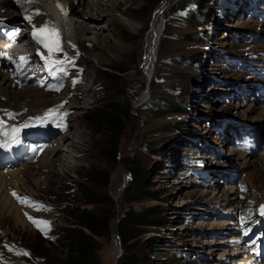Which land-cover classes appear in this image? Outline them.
Segmentation results:
<instances>
[{
	"label": "rangeland",
	"instance_id": "obj_1",
	"mask_svg": "<svg viewBox=\"0 0 264 264\" xmlns=\"http://www.w3.org/2000/svg\"><path fill=\"white\" fill-rule=\"evenodd\" d=\"M232 1L104 0L105 5H101L91 0L90 11L84 17L95 14L93 25L103 30L109 44L105 42L104 46L102 42L97 47L90 41L79 40L76 53L80 83L64 93H72L66 104L72 113L64 143L62 139L56 142L63 150L48 152L38 167H31L34 174L22 168L16 171L23 175L15 176L19 180L15 185L32 191L48 205L45 217L51 222L49 233H54L57 240L50 241L49 233L32 230L18 212V206L10 204L11 199L2 187L0 256L7 264H62L70 241L65 227H79L69 205L86 207L109 220L108 233L93 234L96 264H136L134 254L144 259L145 264H223L220 258L227 250L225 246L218 249L215 242L221 240L211 238V232L224 229L222 217L216 216L224 200L238 198L235 192L240 184L246 185L241 191L246 194L253 187L252 179L257 176L260 182L264 176L260 170L264 161L258 160L263 154L246 159L243 153L234 150L235 145L242 148L246 144V136L250 134L248 124L255 127L264 124L261 119L264 99L246 94L244 101L240 97L234 100L229 97L240 91L237 87L240 83L212 82L218 78L233 83L243 81L249 91L256 81L246 80L242 72L227 71L220 59L225 57L221 54L225 51L244 56L238 50L243 39L239 36H244L245 30L258 28L259 11L255 15L249 2L256 1L264 7V0ZM159 8L163 10L161 28L146 66L148 28ZM80 9L84 10V6ZM101 9L108 10L105 13L109 21L102 19ZM72 15L73 22H86L82 16ZM132 22L139 26L138 32L130 31L128 25ZM240 22L247 25L237 28L235 25ZM173 83L179 86L176 90L168 88ZM34 84L37 85L35 81ZM50 98L53 102L60 96L50 94ZM35 100L38 105L39 100ZM113 100L120 107L115 133L100 113L89 111L102 110ZM168 102L179 111L160 108ZM211 152L215 153L218 163L207 164L212 169L209 177L205 185L197 186L184 164L191 159L204 161ZM64 156L68 164L63 162L58 169H52V161ZM251 160H257L256 167ZM191 165L196 167L194 163ZM95 169L106 177L104 185L86 180L88 173ZM139 169L146 173L148 187L133 199L126 189ZM79 183L89 186L102 201L85 203ZM254 188L253 193L260 196ZM150 195H156L157 199ZM67 197L71 202L65 201ZM217 199L223 201L219 203ZM4 205L9 209L5 210ZM155 205L162 224L136 228L126 235L129 238L125 244H121L117 233L123 212L129 208L141 211ZM154 241L159 242L156 255L149 250ZM24 252L30 255L18 254ZM122 256L129 258L121 260Z\"/></svg>",
	"mask_w": 264,
	"mask_h": 264
},
{
	"label": "bare ground",
	"instance_id": "obj_2",
	"mask_svg": "<svg viewBox=\"0 0 264 264\" xmlns=\"http://www.w3.org/2000/svg\"><path fill=\"white\" fill-rule=\"evenodd\" d=\"M92 1H94V0H92ZM103 1L104 0H99V1L96 0V2L98 4L105 5V3ZM66 2H67V4H70V1L67 0ZM57 3L60 4V1L59 0H36V2L34 4H35V6L37 8H39L43 12H44V9L43 8H45L47 10H51V13L50 14H47L49 16L55 14L56 19H57V22L59 24V26H57V27H58L59 32L61 34V40H62L63 43H66L67 48H68L69 51H71L72 53H75V52L79 51V49H78L79 48L78 47L79 40H82V39L85 40V41H90L92 43L97 44V47H101L102 46L101 45L102 42H103V45L105 44V42L107 40L104 39L103 30L100 31V30H98L96 28L95 25H93V23L95 22L94 18L96 17L95 14L92 12V13L88 14L89 17L87 15H86V17H84V15L87 14L90 11L89 8L91 7V4H90L91 3V0H80L79 6H77L76 4L75 5H73V4L69 5V7L72 9L71 10V14H73V16L76 15L78 17H81L82 16L83 18L86 19V22L79 21V20L76 21V22H73L69 16L68 17H65L64 16V18H63L61 16L58 8H57ZM88 5L90 7H88ZM96 5L97 4H93V6H96ZM81 6H84V10H81L80 9ZM98 7H101V6H98ZM101 10L102 11H100V14L101 13L104 14L102 16V19H106L107 21H109L108 16H107L108 13H105L108 10H104V9H101ZM109 11L111 12V10H109ZM162 14H163V10H162V8H159L157 10V12L154 14L153 21L151 22V24H150V26L148 28L149 29L148 34H147L148 51H147V55H146V64H145L146 66L149 65L150 56L152 54V50H153V47L155 46V42H156V35H157L158 31L161 28ZM47 20L49 21L50 25L52 26L53 25V22H52L51 18L47 17ZM81 20H83V19L81 18ZM246 25H247V23H245V22H242L241 23L240 22V23L236 24L235 26L237 28H240V27H244ZM128 27H129L130 31H135V32L136 31L138 32L139 29H140L139 26L136 25L134 22L129 23ZM107 44H109V43H107ZM214 50L216 52L219 51L218 49H214ZM146 73H147V71H146ZM147 74H149V73H147ZM32 80H33V78L28 77L27 79H24L22 82H21V79H19L18 81L20 83H13V81L9 77L8 72L5 71V69L0 66V96H1V98H0V107H2V106H10V107H13V108H15V109L18 110V109H21L22 108V105H26L28 107L29 111L32 113V112H34L35 109H40L41 107H44V106L48 105L49 103H51L50 93H47V92H44V91L40 90L38 88V87H40L38 84L36 85L37 87L36 86H31V85H28L27 84L29 81H32ZM16 85L18 87H23V88H18ZM33 87L38 88V90L35 92L34 89H31ZM178 87H179L178 84H174V83L172 85H169L168 86V88H171L172 90H176ZM4 96L6 97V99H8L10 97L11 100H9V101L8 100L7 101H2V98ZM146 98H147V96H145V99ZM35 99L39 100L40 103L38 105H35V103H36V100ZM257 99L258 98L255 97V100H257ZM251 107H252V109L255 108L254 106H251ZM263 110H264V108H263ZM250 111H251V109H250ZM262 115L264 116V114H261V117H262ZM261 119H264V117L261 118ZM67 135L68 134L65 133L63 136H60L59 139H62L61 142H63L64 137H66ZM55 142H57V140H55ZM77 142L80 143V140L77 141ZM56 144H58V143H56ZM74 144L77 145V143H74ZM61 149L63 150V147H58L56 150H61ZM49 152H52V151H49ZM232 153L235 154V151H233ZM44 156H46V154L43 155V157L40 159V161H42V159L44 158ZM67 159H68L67 156L66 157L64 156V158L61 157L60 159L53 160L52 161V164H51L52 169H58V165L60 167L61 166V163H63V162L64 163H67V161H68ZM258 160H261L260 163L262 161H264V154H263V157L261 159H258ZM255 161H257V160H251V164H252V166H255L256 167L255 164H257L258 162H255ZM247 162L248 161L246 160L245 165H248ZM254 162H255V164H254ZM36 164H38V163H36ZM174 166H176V165H174ZM260 166H261V169L260 170L264 171V165L261 164ZM31 167H34V164H29L28 163L24 167V170H26L28 173H30V175L32 173L34 174L33 169ZM64 169H65V167H64ZM256 170L257 169L255 168V171ZM16 174H17V171H16ZM260 175H262L261 172H260ZM2 178H3V176L0 175V183L2 182L1 181ZM261 182H263L262 184L264 185V176L262 177V179H260V182L258 181L257 176L254 177V179H252L253 187H255L256 190L258 192H260V199H263L264 200V186L261 185ZM258 184H260V186ZM0 185H2L0 187V191H1L3 185L6 186V181L5 182L3 181L2 184H0ZM213 197L219 199V197L217 195H213ZM218 199H217V202L219 201ZM223 199H220L219 203H221L223 201ZM10 202H11L10 203L11 205H14L15 204L12 200ZM6 205H7V203H6ZM6 205H4V209L5 210L9 209V207H5ZM18 212H20V210ZM224 242H225V240H221V241L215 242V243H217L218 249L220 248V246H222V247L225 246L226 247V244ZM114 246H115V248L117 250V248H118V241H117L116 237H115V241H114ZM226 253H227V251H225L222 255H224ZM237 264H239V263H237Z\"/></svg>",
	"mask_w": 264,
	"mask_h": 264
},
{
	"label": "trees",
	"instance_id": "obj_3",
	"mask_svg": "<svg viewBox=\"0 0 264 264\" xmlns=\"http://www.w3.org/2000/svg\"><path fill=\"white\" fill-rule=\"evenodd\" d=\"M190 16H192L190 14ZM162 109H169L172 111H179L178 107L172 102L166 103L160 107ZM99 115L106 121L109 129L112 132L117 131L118 126V115L120 107L115 100L111 101L110 104L105 105L102 110L98 108L89 109ZM87 181L104 185L106 183V177L104 176L101 170H92L88 173L86 178ZM80 188L82 189V194L85 197V203L96 204L102 201L99 195L94 192L89 186L79 183ZM148 187L146 184V173L142 170L135 171V177L131 178V183L127 187L126 191L129 193L133 199H137L136 195L143 194L144 190ZM150 198L157 199L156 195H150ZM65 201L71 202L70 198L67 197ZM70 212L74 213L77 216V225L79 227H65V230L69 234V252L66 253L64 259H62V264H96L93 260V254L96 249V241L93 237L95 235H101L108 233L110 230L109 220L106 217L98 215L92 210L86 207H72L69 205ZM160 211L157 209V206L150 208H145L141 211H136L133 208H129L124 211L122 216L118 220V237L121 244H125V241L129 238L126 236L131 233L134 229H139L141 227L148 226H158L162 224L160 218ZM54 233H49L48 238L50 241H56L57 237L53 236ZM54 239H53V237ZM149 239V237L147 238ZM152 239V238H151ZM150 239V240H151ZM123 241V243H122ZM150 253L156 255L159 250V242L154 241L149 247ZM127 255V254H126ZM133 256V262L136 264H145L144 259L137 255ZM129 258L128 256H122V259ZM124 264H131L130 262Z\"/></svg>",
	"mask_w": 264,
	"mask_h": 264
},
{
	"label": "snow or ice",
	"instance_id": "obj_4",
	"mask_svg": "<svg viewBox=\"0 0 264 264\" xmlns=\"http://www.w3.org/2000/svg\"><path fill=\"white\" fill-rule=\"evenodd\" d=\"M26 3H35L36 0H25ZM57 7L60 8L61 12H63L65 15H67L66 9L64 8L63 5L57 3ZM36 14L39 15V10H36ZM29 20H31V17H28ZM35 27V26H34ZM33 38L37 41V43L44 45L45 48L48 49V55L44 56L43 58L48 62L50 68L52 66H56L58 68V70L60 72H67V68L65 67V62H69L71 64V66H75L74 65V59L75 58H69L67 56V53L64 54V59L62 60H55L52 57L55 55L56 52H60L63 51V49L61 48L60 45V39H59V31L54 27H49L48 25H44L39 29H36L35 31H33L32 33ZM0 55H7L6 53H0ZM43 56V54H41ZM78 55V53H77ZM10 58V57H9ZM21 61H25L26 58L25 57H21L20 58ZM80 71L82 72L83 69H80ZM79 81L77 79L73 80V87H75V84L78 83ZM61 86H57L54 90L59 91ZM66 103V102H65ZM59 107H63V105H60ZM6 111V110H5ZM50 112L55 111V109H51L49 110ZM10 116L12 114H9ZM63 115H67V113H64ZM35 119H42V118H35ZM3 124V121L0 120V125ZM28 125H25V127H27ZM15 131H19L18 129H13V132ZM0 147H8V145L6 144H0ZM12 195L22 204H26V206H33L36 207L37 202L35 201H31L30 198L28 197H20L17 193L13 192ZM47 206L45 205H39V207H37V210H43L46 209ZM50 210V209H49ZM261 214L264 215V206H261ZM29 220L35 224L38 229L43 232L45 235H47V231L45 230V228H41L40 225L44 224L48 226V230H50V221H37L35 218L33 217H28ZM245 234H247V232H245ZM54 239V237H53ZM20 255H30V253L24 252V253H18Z\"/></svg>",
	"mask_w": 264,
	"mask_h": 264
}]
</instances>
